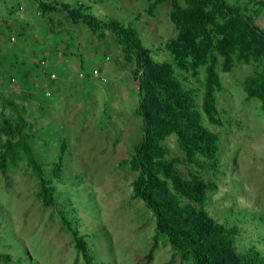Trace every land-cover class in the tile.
Here are the masks:
<instances>
[{
  "label": "rangeland",
  "instance_id": "374dc122",
  "mask_svg": "<svg viewBox=\"0 0 264 264\" xmlns=\"http://www.w3.org/2000/svg\"><path fill=\"white\" fill-rule=\"evenodd\" d=\"M40 1L54 0H5L14 6V12L19 3L33 11ZM55 1L61 10L63 3L75 8L77 3L84 2V7H89L86 13L123 24L140 15L133 27L142 45L152 51L157 61L167 60L162 48L175 33L168 18V3L148 15L146 0H96V7L87 0ZM238 1L237 5L233 0H224L231 7L246 4L257 8L252 0ZM260 10L261 19L264 7ZM60 13L54 18L66 20V15ZM47 18L48 14L43 15V19ZM258 21L255 23L264 28V23ZM68 28L72 31L69 20ZM4 32L6 37L14 33L12 29ZM97 33L104 46L89 63H102L104 53L110 55L111 66L119 59L121 73L126 74L131 87L113 80V75L119 76V72L112 68L106 82L95 83L102 90L97 103L91 101L92 92H77L72 98H83L77 112L68 106L66 112H61L62 120L54 124L56 128L33 130L37 133L35 137H27L38 164L43 166L45 179L51 180L56 189V203L51 207L42 205L38 197L39 181L28 168L22 148L16 146L20 143L17 135L12 139L19 161L9 166L5 176L0 175V264H83L71 234L58 218L59 211L77 228L94 263L146 264L142 258L151 247L155 220L143 202L133 197L135 173L121 164L129 159L142 138L141 119L135 114L139 95L132 75L134 61L121 52L111 32ZM256 70L255 65H240L226 74L218 68L223 85L222 92L216 96L221 126L208 127L221 136L217 155L220 174L213 177L208 173L205 177L214 179L218 187L210 194L209 214L217 221L239 227L236 240L239 250L254 246L264 253V112L258 100L246 99L242 87L244 79ZM200 74L203 77L202 71ZM23 132L31 134L25 129ZM61 139L65 144L60 156ZM165 145L172 154L179 155L175 137L168 138ZM58 157L62 159V169L57 171L53 166ZM172 253L166 236L161 235L148 264H163ZM172 264L191 263L176 258Z\"/></svg>",
  "mask_w": 264,
  "mask_h": 264
},
{
  "label": "trees",
  "instance_id": "16d2710c",
  "mask_svg": "<svg viewBox=\"0 0 264 264\" xmlns=\"http://www.w3.org/2000/svg\"><path fill=\"white\" fill-rule=\"evenodd\" d=\"M146 1L148 15L169 4L168 18L175 33L163 45L164 61L154 59L152 51L142 45L133 27L140 15L123 24L86 13L88 7L82 4L63 6L72 23H81L92 33L111 32L121 52L134 61L132 75L139 95L135 114L141 119L142 138L121 164L135 173L133 197L143 202L155 220L151 247L142 259L146 264L152 261L158 240L165 235L173 253L163 264H172L176 258L191 264H264V253L254 246L237 248V225L217 221L209 214L210 194L218 187L214 179L205 177L220 174L221 136L208 127L221 126L216 109V96L223 90L218 68L228 74L237 66L255 65L257 70L244 79L242 87L246 99L258 100L264 112V28L255 23L264 0H252L256 9L246 4L231 7L224 0ZM5 124L9 128L3 132L10 140L0 154L1 173L5 175L7 166L17 161L11 141L17 135L20 143L16 146L22 148L27 166L39 181L38 197L44 207H51L56 203V189L45 179L34 147L26 142L31 138L23 132L26 123L20 116L18 128L10 129L8 121ZM172 136L179 155L165 145ZM62 148L59 146L60 156ZM61 160L54 170L62 169ZM58 218L71 234L83 264H97L77 228L63 212H58Z\"/></svg>",
  "mask_w": 264,
  "mask_h": 264
},
{
  "label": "crops",
  "instance_id": "0c3cea01",
  "mask_svg": "<svg viewBox=\"0 0 264 264\" xmlns=\"http://www.w3.org/2000/svg\"><path fill=\"white\" fill-rule=\"evenodd\" d=\"M87 1L96 7V0ZM233 2L237 5L239 3L238 0ZM43 4L51 8H45ZM78 4L84 6L85 3ZM63 6L70 5L63 3ZM13 10L12 4L0 0V154L5 142L10 140L3 132L9 128L5 121L10 123V129L18 128L21 116L26 123L25 130L31 131L29 135L34 138L37 133L33 130L41 132L49 126H55V123L62 120L61 112H66L68 106L72 112L82 107L83 98H72L77 92H92L89 95L91 101L97 103L102 90L95 84L100 80L91 76L93 69L97 68L108 80L114 68L119 76L113 75V80L131 87L126 74L121 73L119 59L111 66L108 64L110 55L104 53L102 63H89L90 59L97 56L100 47L104 46L101 36L92 33L81 23H72L66 11L61 10L55 0L50 3L40 1V5L33 11L26 10L20 3L17 12ZM60 12L66 15V20L54 18ZM46 14L48 18L45 20L43 15ZM260 17L261 14L256 19L259 20L257 23H264V17ZM68 20L72 24V31L68 28ZM6 29H12L14 33L6 37ZM80 74L83 76L80 77ZM59 143V146H63L65 141L61 139ZM45 144L51 145L50 141ZM18 161L17 153V161L7 166L6 173L9 166ZM0 175L5 176L1 171Z\"/></svg>",
  "mask_w": 264,
  "mask_h": 264
},
{
  "label": "built area",
  "instance_id": "2783aa9c",
  "mask_svg": "<svg viewBox=\"0 0 264 264\" xmlns=\"http://www.w3.org/2000/svg\"><path fill=\"white\" fill-rule=\"evenodd\" d=\"M81 76H83V75L80 74V77H81ZM91 76H92L93 78L99 79V80L102 81V82H106V81H107V79H106L104 76H102V75L100 74V72H99V70H98L97 68L93 69V71H92V73H91ZM50 77H51V78H54V75H51Z\"/></svg>",
  "mask_w": 264,
  "mask_h": 264
}]
</instances>
